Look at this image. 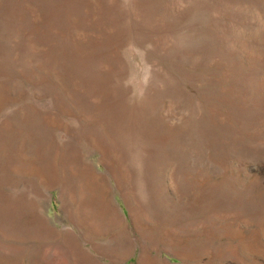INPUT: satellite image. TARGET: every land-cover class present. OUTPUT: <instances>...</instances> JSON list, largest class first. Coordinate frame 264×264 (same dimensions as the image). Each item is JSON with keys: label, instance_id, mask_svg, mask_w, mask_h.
<instances>
[{"label": "rangeland", "instance_id": "obj_1", "mask_svg": "<svg viewBox=\"0 0 264 264\" xmlns=\"http://www.w3.org/2000/svg\"><path fill=\"white\" fill-rule=\"evenodd\" d=\"M76 179L129 257L69 249ZM0 264H264V0H0Z\"/></svg>", "mask_w": 264, "mask_h": 264}, {"label": "crops", "instance_id": "obj_2", "mask_svg": "<svg viewBox=\"0 0 264 264\" xmlns=\"http://www.w3.org/2000/svg\"><path fill=\"white\" fill-rule=\"evenodd\" d=\"M87 183V179H76L68 184L70 189L65 196L61 194V199L66 200L67 221V230L61 237H65L66 244L74 253L89 255L92 258L90 262L99 256L111 257L112 260L116 255L118 259L129 257L132 254L130 228L114 217L107 191H103L106 199L101 202L98 190H90ZM78 191L88 199V207L81 204L83 198H76Z\"/></svg>", "mask_w": 264, "mask_h": 264}]
</instances>
